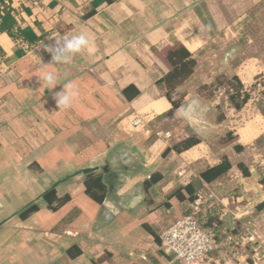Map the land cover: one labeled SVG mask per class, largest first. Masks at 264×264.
<instances>
[{
	"label": "crops",
	"instance_id": "crops-1",
	"mask_svg": "<svg viewBox=\"0 0 264 264\" xmlns=\"http://www.w3.org/2000/svg\"><path fill=\"white\" fill-rule=\"evenodd\" d=\"M260 29L264 0H0V92L11 100L0 118V264H175L159 235L189 213L200 189L224 223L246 216L238 202L254 195L246 188L254 176L245 162L234 164L244 146L233 156L212 149L227 134L219 129L227 115L201 90L216 84L209 63L219 55L230 66L248 61L247 43L264 46ZM80 33L88 48L49 66L44 44ZM181 46L196 65L165 83L169 54ZM241 67L232 76L244 86L259 71ZM46 72L57 77L51 90L41 87ZM69 82L77 95L59 110L55 93ZM193 101L205 109L203 125L178 114ZM188 140L196 143L185 150ZM225 158L229 172L206 183L201 174ZM235 168L241 177L225 180ZM68 177L55 190L69 201L51 211L42 195ZM31 204L38 212L22 219Z\"/></svg>",
	"mask_w": 264,
	"mask_h": 264
},
{
	"label": "rangeland",
	"instance_id": "rangeland-1",
	"mask_svg": "<svg viewBox=\"0 0 264 264\" xmlns=\"http://www.w3.org/2000/svg\"><path fill=\"white\" fill-rule=\"evenodd\" d=\"M259 32H261V29ZM261 33L264 35L263 32ZM259 40L261 39L259 38ZM244 48L241 53H245L246 56L242 54V59H248V61H237L228 66L223 64V62L221 64L217 62L220 55L214 61H211L209 63L210 67L215 68L214 72L220 74H218V77L213 78V81L217 78L215 85L212 84L213 86L211 85L201 90L202 96L210 99L212 103H220L222 108L219 109V115H227L226 122L219 127L223 135L227 134L225 137L221 135L214 142L212 149L217 152L221 148L228 155L233 156L232 152L235 145L242 144L244 146L243 153L236 156L234 164L239 161L245 162L247 167L252 170L254 176L250 185L246 186L247 189L252 188L250 192L254 193V195L247 197V199L245 197L241 202H238V213H246V216L238 220L236 224L230 221L224 223V220L220 219L222 211L219 208V216L214 213V218L210 220V222L217 225L219 241L218 249L210 256L211 264H264V210H256L258 203L264 199V46L247 43ZM226 49L227 47H222L221 51ZM254 58H258V60L256 61ZM237 66H242V72L240 71V73L243 74L245 70L250 71L248 70L249 66L257 68L259 71L257 76L248 83L244 81L245 76L240 74L241 79L245 82L242 95H249L248 103L240 112L231 109L230 92H227L231 89L234 90L236 87L232 70ZM3 89L6 88L4 87ZM9 92H0V118L10 108ZM183 93V91L176 92L173 94V98L179 101ZM240 99L238 98V101H241ZM23 114L24 111L20 109L19 115ZM245 136L249 139H245ZM38 174L41 173L37 172L36 175ZM236 177L240 178L241 175L235 168L225 180L235 179ZM257 187L259 193L256 190ZM249 233H256V242L254 244L247 241Z\"/></svg>",
	"mask_w": 264,
	"mask_h": 264
},
{
	"label": "built area",
	"instance_id": "built-area-1",
	"mask_svg": "<svg viewBox=\"0 0 264 264\" xmlns=\"http://www.w3.org/2000/svg\"><path fill=\"white\" fill-rule=\"evenodd\" d=\"M139 115L132 121L137 127ZM216 206L205 189H200L188 214L173 222L159 236L161 251L180 264H211V255L218 249L217 225L214 218ZM247 241L254 244L256 233H249ZM264 257V255H263Z\"/></svg>",
	"mask_w": 264,
	"mask_h": 264
},
{
	"label": "trees",
	"instance_id": "trees-1",
	"mask_svg": "<svg viewBox=\"0 0 264 264\" xmlns=\"http://www.w3.org/2000/svg\"><path fill=\"white\" fill-rule=\"evenodd\" d=\"M170 59L173 61L174 65V70L166 77V80L164 82H168L169 80H178L184 79L186 76H188L192 69L195 67L196 63L190 59V55L188 52L181 46L179 49H176L172 51L169 54ZM185 60V61H184ZM234 81L236 82V87L235 89H231L230 94H229V100L233 104L234 108L237 110H240L245 104L248 103L249 100V95L244 94L242 95V90L244 86L242 83L239 81L237 77H234ZM169 99L171 97L167 95ZM238 98H241V101H238ZM172 105L174 108L178 107V103L172 101ZM196 143V141L193 140H188L185 141L184 143H181L185 150L192 147ZM237 150H242V146H236ZM176 151L179 150V148L176 147ZM231 164L227 158H225L219 165L214 166L212 168L207 169L205 172L201 174L202 179L206 183H212L216 181L218 178L223 176L224 174L228 173L229 170L231 169ZM240 170L244 173V175H247L248 172L243 171V166L240 165ZM99 180L96 179L95 182H98ZM87 192L90 194L92 198L95 199V196L91 194L89 187H87ZM42 198L44 201H46L49 205V208L51 211H56L60 206L65 204L66 202L69 201V196H66L64 198L59 199L56 194V190L52 189L42 195ZM97 200V199H96ZM194 200V199H193ZM264 208V203L259 206V210H263ZM38 206L36 204H31L30 206L26 207L24 210L21 211L20 217L22 219L27 218L30 214H33L35 212H38Z\"/></svg>",
	"mask_w": 264,
	"mask_h": 264
},
{
	"label": "clouds",
	"instance_id": "clouds-1",
	"mask_svg": "<svg viewBox=\"0 0 264 264\" xmlns=\"http://www.w3.org/2000/svg\"><path fill=\"white\" fill-rule=\"evenodd\" d=\"M89 43L87 35L80 33L66 39L55 41L52 44H44V49L51 54L52 58V64L49 66L70 62L75 55L86 50ZM56 78V75L52 72L44 73L43 76L39 78L42 84L41 87L47 85L45 89L51 90L55 88ZM76 95L77 91L73 84L71 82L65 84L62 87V90L56 92L54 96L58 109L61 110L71 107ZM204 111L205 109L199 105L198 101H193L189 105H182L181 108L178 109V114L184 119L191 121L193 119H198ZM198 122L201 125L204 123L202 119H198Z\"/></svg>",
	"mask_w": 264,
	"mask_h": 264
},
{
	"label": "water",
	"instance_id": "water-1",
	"mask_svg": "<svg viewBox=\"0 0 264 264\" xmlns=\"http://www.w3.org/2000/svg\"><path fill=\"white\" fill-rule=\"evenodd\" d=\"M99 170H100V167H95V168H90V169H83V170H81L80 172L76 173V175H73V176H78V175H80V174H83V175H89V174H92V173L97 172V171H99ZM102 170H103V171H106L107 169H106V168H102ZM69 178H70V177L65 178V179H63V180H61V181L55 183V184L53 185V189H55V188H56L58 185H60L61 183H65Z\"/></svg>",
	"mask_w": 264,
	"mask_h": 264
}]
</instances>
